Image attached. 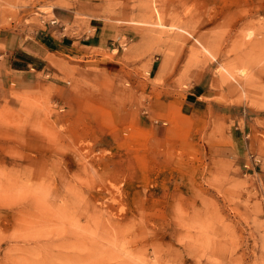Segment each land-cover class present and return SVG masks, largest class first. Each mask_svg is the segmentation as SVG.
<instances>
[{"label": "rangeland", "instance_id": "374dc122", "mask_svg": "<svg viewBox=\"0 0 264 264\" xmlns=\"http://www.w3.org/2000/svg\"><path fill=\"white\" fill-rule=\"evenodd\" d=\"M0 264H264V0H0Z\"/></svg>", "mask_w": 264, "mask_h": 264}, {"label": "crops", "instance_id": "0c3cea01", "mask_svg": "<svg viewBox=\"0 0 264 264\" xmlns=\"http://www.w3.org/2000/svg\"><path fill=\"white\" fill-rule=\"evenodd\" d=\"M17 61V67L18 68H25L27 66H29V61L26 60L25 58H15ZM27 63V64H26Z\"/></svg>", "mask_w": 264, "mask_h": 264}]
</instances>
